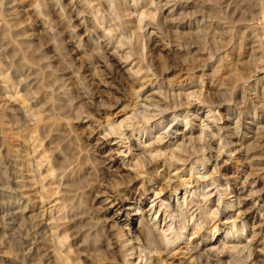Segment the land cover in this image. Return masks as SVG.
Segmentation results:
<instances>
[{
	"label": "clouds",
	"instance_id": "clouds-1",
	"mask_svg": "<svg viewBox=\"0 0 264 264\" xmlns=\"http://www.w3.org/2000/svg\"><path fill=\"white\" fill-rule=\"evenodd\" d=\"M237 60L244 71L224 80ZM262 65L264 0H0V133L23 139L0 145V264H264L240 211L264 192ZM122 104L132 117L104 119ZM113 136L124 165L141 161L135 174L98 149ZM225 165L246 174L238 196ZM160 184L168 195L153 198Z\"/></svg>",
	"mask_w": 264,
	"mask_h": 264
},
{
	"label": "rangeland",
	"instance_id": "rangeland-1",
	"mask_svg": "<svg viewBox=\"0 0 264 264\" xmlns=\"http://www.w3.org/2000/svg\"><path fill=\"white\" fill-rule=\"evenodd\" d=\"M177 11H179V9H177ZM167 14V10L166 13ZM156 45H153V47H155ZM248 52V49H239L236 53L237 57H245V59H247V55L246 53ZM165 54H167L165 52ZM239 63H241V61L237 60L236 62H234L233 66L227 70V72L221 68V74L223 75L224 80H228L229 79V75H231L233 72L236 74L237 78L239 77V75L241 74V72H243L244 70L237 66ZM261 67H264V65H262ZM127 69L129 70H134L132 69L131 63L129 62L127 65ZM124 75L127 76L128 75V71L126 70L124 72ZM179 75V74H176ZM196 75H202L201 73H196ZM258 77H264V71H260L257 73ZM188 79L187 75H181V83L183 84L186 80ZM103 87H107V85H103ZM115 87V86H114ZM131 90V89H130ZM191 91L194 90H190ZM151 94V85H148L145 90L143 91L142 97L147 98L148 95ZM193 99V96L188 97L189 102H191ZM22 100V97H21ZM196 101L199 102V100L196 98ZM23 103H26V101H24ZM22 106V105H17ZM128 109L127 111H125V109ZM218 115H220L221 117L224 118L225 123L222 125L223 127H228L229 123H228V118L226 117L225 113L223 111H218ZM132 116V109L128 108V106L126 104H122L121 106H119L118 108L112 110V115L111 117H105L104 119H112L114 118L118 123L122 122L124 123L125 120H128L130 117ZM125 117H127V119H125ZM38 119V123L40 121V124L43 125L44 124V118H43V114H41L39 117H37ZM42 119V120H40ZM124 120V121H123ZM200 123H203V117L200 120ZM5 127L7 128V131H4L3 133H0V145H3L6 141L7 143L11 144V145H15L16 147V151L19 152L21 151V145L23 144V139H22V133L20 132H16L13 131V126L11 124L5 125ZM180 132H182L183 134H186V136H190L191 135V131L190 132H184L183 129L179 130ZM200 131L197 130L194 132L195 135L199 134ZM183 136H181V140H183ZM90 139H93L92 137H90ZM113 142L111 144H108L107 142H104L103 144L99 143V138H97L96 142H97V147L98 149H100L102 151L103 155H112V163L111 166L116 170L119 171L120 174L126 175L127 173L131 172L133 173V168L132 167H128L126 165L123 164V162L120 159V156L117 154V149L119 148V145L115 143V140H112ZM45 143V144H44ZM43 143V147L45 149H47L49 147L47 141L45 140ZM145 143L149 144L150 143V139L145 138ZM45 145V146H44ZM132 148H133V152H135L136 155L140 154V152L142 151V149H140V146L138 144V142L133 141L132 142ZM124 158L126 160H129V155H125ZM248 171H250V169H248ZM222 172L227 175L231 181V189H232V193L234 195H240L241 190H242V186H243V180L245 179V175L246 174H242L243 170L238 168L235 165H225V167L222 169ZM162 184H160L159 187H161ZM257 188H264V180H258L257 181ZM26 191H27V186H26ZM251 191V187L244 189V195L246 196L248 194V192ZM152 192V189H151ZM166 194V195H165ZM29 195H31V193H29ZM167 193H162V197L167 196ZM183 195V193H182ZM133 200L136 203H139L143 210L147 213L148 211H150L153 207L152 204V199H149L147 197L144 196L143 193H133ZM152 197L154 198V193L152 192ZM215 199V197L213 198ZM244 202H246V205L244 207H242V210L247 209V213L244 214L245 221L249 227V236H251L252 231L255 230V232L260 234L261 239H264V192H261V194L255 198V202L253 200H245ZM43 203V204H42ZM40 205H44V202H40ZM46 207V205H44ZM158 206L156 208V211L158 210ZM159 219H160V223L163 224V218H164V214L161 213L158 214ZM47 219V215L45 217ZM223 219H225V217H222V221ZM72 243V245L75 247V243L70 241ZM73 247V248H74ZM202 246V250H203ZM207 247H209V245H207ZM97 264H108L107 261H98ZM167 264V261H166ZM171 264H180V259L177 256L176 258H174L171 262Z\"/></svg>",
	"mask_w": 264,
	"mask_h": 264
},
{
	"label": "bare ground",
	"instance_id": "bare-ground-1",
	"mask_svg": "<svg viewBox=\"0 0 264 264\" xmlns=\"http://www.w3.org/2000/svg\"><path fill=\"white\" fill-rule=\"evenodd\" d=\"M133 71H135V70H133ZM143 94V92L141 93V95ZM192 97V95L190 94L189 95V97ZM194 98V97H193ZM198 99V100H200V97H195V99ZM132 115H133V112H132ZM132 117V116H131ZM38 119V118H37ZM125 119H127V117H125ZM40 120H42V119H40ZM108 120V119H107ZM43 121V120H42ZM124 121V120H123ZM125 122V121H124ZM39 124H40V121H39ZM119 124H123L122 122H120ZM200 134V133H199ZM37 135H39V132L37 131ZM192 135H195L194 134V132H191V135L189 136V138L192 136ZM198 135V134H197ZM184 136H186V134H183V137ZM112 140H116V137L115 136H113L112 137ZM43 143L44 142H42L41 144H40V153H39V158L40 159H43L44 157H46L47 155H48V153H47V151H46V147L44 148L43 147ZM116 143V142H115ZM152 143V141L150 140V143L149 144H151ZM45 144V143H44ZM117 144V143H116ZM45 146V145H44ZM166 147H167V145L166 144H161L157 149H156V151L153 153V155L154 156H160L161 155V153L166 149ZM129 155V160H132V154L131 153H129L128 154ZM140 154H138V155H136L137 157L139 156ZM125 159V158H124ZM132 164H133V166H132V168H133V174H135V172L137 171V169L141 166V161L137 158V159H135V160H132ZM52 175L54 176L55 175V171L53 170V172H52ZM48 185L47 184H45V187H47ZM160 186V185H159ZM157 187V188H155V189H152V192L154 193V196L156 197V196H160L161 198H164V197H162L161 195H162V193H163V185L161 186V187ZM53 187H55V188H57L58 189V185H53ZM166 195V194H165ZM154 197V198H155ZM59 198H60V192H59V190H57L54 194H53V199L54 200H56V201H58L59 200ZM42 202H44L43 200H41ZM40 201V202H41ZM43 204V203H42ZM246 205V202H244V204L241 206V208L242 207H244ZM247 209H245V210H242V209H240V211L241 212H243L244 214H246L247 213V211H246ZM161 213V216H162V212H160V210H159V208H158V210H157V214H160ZM48 218V217H47ZM246 217H244V219H245ZM163 221H164V218H163ZM221 228H223V223H221ZM224 239V233H221L217 238H216V240H214V241H212V242H209L207 245H209V247H215V246H217V243L218 242H220V241H222ZM71 243V242H70ZM206 245V246H207ZM74 247V246H73ZM69 251H72V249H70ZM56 264H72V258H71V256L70 255H68L67 256V258L66 259H64V260H60L59 258H57L56 259Z\"/></svg>",
	"mask_w": 264,
	"mask_h": 264
}]
</instances>
